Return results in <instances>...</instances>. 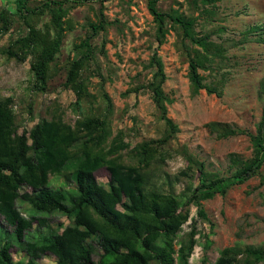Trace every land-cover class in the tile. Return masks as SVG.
Masks as SVG:
<instances>
[{
    "label": "rangeland",
    "instance_id": "rangeland-1",
    "mask_svg": "<svg viewBox=\"0 0 264 264\" xmlns=\"http://www.w3.org/2000/svg\"><path fill=\"white\" fill-rule=\"evenodd\" d=\"M20 1L0 0V14L1 10L6 11L9 19L8 30L0 32V99L12 97L19 132L28 131L42 118L50 119L52 115H63L72 126L80 118L107 117L108 141L120 137L127 143L129 147L122 153V159L130 160V151L136 145L161 138L166 129L147 88L155 72L149 63L156 53L166 75L162 89L171 101L165 103L166 117L177 126L178 132L167 146L173 156L161 164V170L154 173L152 180L156 181L163 171L174 175L187 166V160L178 154L181 149L201 163L206 173L225 179L217 186L212 199L201 201L206 219L198 216L196 205L188 208L189 219L177 238L186 239L194 232L196 246L188 264H213L222 249L235 243L261 245L264 242V164L256 176L242 184L235 183L230 178L234 171L230 155L244 160L250 158V139L246 134L220 138L210 124L220 123L255 133L263 104L258 85L264 76V0H221L213 4L201 0H158L156 3L160 13H176L193 19L195 37L208 36L206 41L211 44L212 52L221 50V58L211 55L205 63L207 68L198 69L205 85L222 91L220 97L205 90L191 91L187 49L193 53L197 46L184 40L180 28L168 18L166 33L158 46L157 24L147 8L149 0H92L71 4L67 20L72 28L65 32L60 52L50 66L45 89L41 91L35 87L29 68L31 56L25 62H18L2 53L27 33L16 12ZM44 1L29 0L27 7H38ZM28 21L42 29L49 16L31 17ZM99 23L103 28L92 34L91 24ZM254 26L260 29L247 34ZM90 35L92 53L80 73L86 96L77 108L75 95L64 87V82L71 63L85 52V48L79 49L80 44ZM104 93L111 102L109 109ZM95 178L106 186L107 170L100 168ZM191 181L196 184L197 175ZM186 184H176L175 194L181 193ZM64 185L61 178L49 177V187ZM168 189L165 186L164 190ZM16 206L25 217L35 214L21 200L16 201ZM38 216L47 217L49 232L58 231L59 224H69L59 213ZM47 232L48 229H33L26 239ZM5 233L0 219V240ZM12 244L13 260L26 264L25 254L16 243L12 241ZM174 247L177 249L179 244L175 243ZM93 258L98 260L97 256ZM37 264H55V257L47 254Z\"/></svg>",
    "mask_w": 264,
    "mask_h": 264
},
{
    "label": "trees",
    "instance_id": "trees-1",
    "mask_svg": "<svg viewBox=\"0 0 264 264\" xmlns=\"http://www.w3.org/2000/svg\"><path fill=\"white\" fill-rule=\"evenodd\" d=\"M28 1L21 0L16 10L27 33L2 53L18 62H25L31 56L29 68L35 87L42 91L65 32L72 28L67 20L69 7L92 0H45L35 8H28ZM157 1L149 0L147 8L157 24L158 46L166 33L165 20L168 18L180 28L184 40L197 46L193 53L187 49L191 91L205 90L220 97L222 91L216 86L205 85L198 69L207 68L205 63L211 55L221 58V50L212 52L211 44L206 41L208 36L195 37L193 19L176 13H160ZM201 1L213 4L221 0ZM6 13L1 10L0 32L8 30ZM46 14L49 21L42 29L28 21ZM102 28V23L91 24L92 34ZM259 29L258 26L251 27L247 34ZM90 39L91 35L80 44L79 49L85 48V52L71 63L64 82V87L74 93L77 108L86 96L80 73L92 53ZM149 65L155 72L147 88L166 129L161 138L136 145L130 151L128 161L122 159L128 144L120 137L108 141L107 117L80 118L72 126L63 115H52L50 119L42 118L28 131L19 132L12 97L0 99V219L6 232L0 240V264H22L11 256L12 241L27 257L26 264H37L47 254L55 257V264H188L196 246L194 232L186 239L177 240L189 219L188 208L191 204L196 205L198 216L206 219L201 201L212 199L217 186L225 179L206 173L201 163L181 149L177 152L187 160V166L174 175L163 171L156 181L152 180L154 173L161 170V164L173 156L167 146L178 128L166 117L165 103L171 101L162 89L166 75L156 53ZM258 96L263 104L255 133L225 124H210L220 138L246 134L250 139V158L244 160L230 155L234 168L230 178L238 184L256 176L264 164V76L258 85ZM103 99L109 109L111 102L105 93ZM100 168L108 172L106 186L95 178V172ZM51 175L61 178L65 185L49 187ZM195 175L196 184L191 181ZM181 182L188 184L181 193L175 194V185ZM165 186L169 187L167 191ZM24 188L30 191L21 192ZM17 200L27 203L36 215L23 216L16 206ZM54 213L62 214L69 224H59L58 231L49 232V220L38 215ZM33 229H48V232L26 239ZM175 243L179 244L177 249ZM94 256L98 257L97 261ZM213 264H264V242L258 246L235 243L222 249Z\"/></svg>",
    "mask_w": 264,
    "mask_h": 264
}]
</instances>
